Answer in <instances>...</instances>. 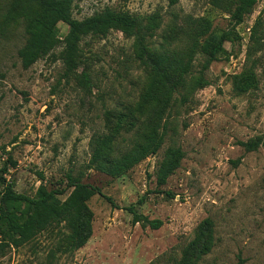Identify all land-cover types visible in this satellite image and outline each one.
Wrapping results in <instances>:
<instances>
[{
    "label": "rangeland",
    "instance_id": "1",
    "mask_svg": "<svg viewBox=\"0 0 264 264\" xmlns=\"http://www.w3.org/2000/svg\"><path fill=\"white\" fill-rule=\"evenodd\" d=\"M8 3L0 0V22ZM106 9L144 19L157 14L161 24L155 36L147 37L153 48L171 30L181 37L202 18L230 38L204 71L207 84L185 101L174 94L176 104L157 153L112 177L89 165L92 138L110 133L107 113L139 99L147 80L134 36L115 28L106 35L86 34L77 68L63 60L62 46L25 68L18 54L25 42L23 26L1 23L0 169L7 171L0 174L30 196L42 184L64 188L68 174L98 186L102 194L87 202L92 235L84 246L69 251L64 240L69 230L62 222L18 248L0 236V264H174L206 218L213 222L214 245L198 264H236L239 255L245 264H264V31L251 37L257 18L264 17V0L240 24L212 0L72 1L73 16L80 20ZM57 26L63 38L69 27ZM205 60L198 51L194 74ZM253 63L256 86L238 93L233 76ZM134 132L124 133L122 145ZM250 140L258 146L247 150L242 142ZM170 146L180 147L183 157L162 181ZM130 206L161 225L134 223Z\"/></svg>",
    "mask_w": 264,
    "mask_h": 264
},
{
    "label": "trees",
    "instance_id": "2",
    "mask_svg": "<svg viewBox=\"0 0 264 264\" xmlns=\"http://www.w3.org/2000/svg\"><path fill=\"white\" fill-rule=\"evenodd\" d=\"M72 1L9 0L0 24L4 23L7 27L23 26L25 42L18 54L25 68L58 46H62L60 55L63 60L70 68H77L82 53L80 42L86 34L106 35L115 28L134 36L135 54L147 71V80L139 99L127 103L121 110L107 113L110 133L92 138L89 164L103 173L118 177L161 148L167 135L171 110L176 104L174 94L180 93L185 101L192 91L207 84L204 71L217 58L230 33L212 30L211 22L202 18L195 28L180 33L183 40L174 35L178 33L174 29L171 34L164 36L158 48H153L147 37L155 36V30L161 24L157 14L144 19L106 9L80 20L73 16ZM258 2L212 0L214 6L230 13L236 24L242 23ZM59 22L69 27L63 38L58 36ZM262 31L264 17L259 16L251 37H261ZM198 51L205 55L206 60L199 72L194 74L193 60ZM250 55L249 49L247 58ZM253 65L233 76V86L238 93H245L256 86ZM82 75L87 80V73L83 72ZM131 130H135L133 136L122 145L126 141L124 133ZM118 136L121 138L119 141ZM242 144L247 150H252L258 146V141L250 140ZM182 157L183 150L180 147L168 148L160 170L162 181L179 166ZM6 171V166L0 169V173ZM64 194L67 196L62 199ZM95 194H102L98 186L84 183L79 177L68 174V183L64 188H47L42 184L35 196H30L17 192L13 184L0 174V236L9 246L18 248L52 226L65 222L69 230L64 239L66 247L69 251L79 249L92 235L93 212L87 202ZM128 209L134 215V223L141 222L153 228L161 225L160 220H151L132 206ZM213 245V222L206 218L199 223L195 237L184 247L181 259L174 264H198ZM150 264L162 263L156 261ZM236 264H245V259L239 255Z\"/></svg>",
    "mask_w": 264,
    "mask_h": 264
}]
</instances>
